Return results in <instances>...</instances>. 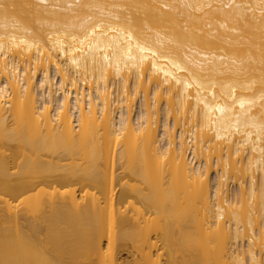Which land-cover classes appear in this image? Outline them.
Returning a JSON list of instances; mask_svg holds the SVG:
<instances>
[{
  "label": "bare ground",
  "instance_id": "obj_1",
  "mask_svg": "<svg viewBox=\"0 0 264 264\" xmlns=\"http://www.w3.org/2000/svg\"><path fill=\"white\" fill-rule=\"evenodd\" d=\"M0 264H264V0H0Z\"/></svg>",
  "mask_w": 264,
  "mask_h": 264
},
{
  "label": "rangeland",
  "instance_id": "obj_2",
  "mask_svg": "<svg viewBox=\"0 0 264 264\" xmlns=\"http://www.w3.org/2000/svg\"><path fill=\"white\" fill-rule=\"evenodd\" d=\"M135 114H137V108H136V112H135ZM136 121H137V117L134 116L133 122H136Z\"/></svg>",
  "mask_w": 264,
  "mask_h": 264
}]
</instances>
